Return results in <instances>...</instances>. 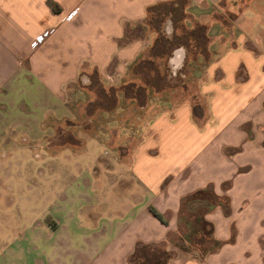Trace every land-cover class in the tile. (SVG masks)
I'll return each mask as SVG.
<instances>
[{"label": "crops", "instance_id": "crops-1", "mask_svg": "<svg viewBox=\"0 0 264 264\" xmlns=\"http://www.w3.org/2000/svg\"><path fill=\"white\" fill-rule=\"evenodd\" d=\"M17 132L87 171L56 181L36 264H264V0H0V140Z\"/></svg>", "mask_w": 264, "mask_h": 264}, {"label": "rangeland", "instance_id": "rangeland-1", "mask_svg": "<svg viewBox=\"0 0 264 264\" xmlns=\"http://www.w3.org/2000/svg\"><path fill=\"white\" fill-rule=\"evenodd\" d=\"M31 140L30 137L26 141L20 140L19 132L10 140H0V264H36L46 260L47 254L50 256L49 249L47 253L42 250L47 246L55 247L56 240L61 237L46 234L42 225L62 214L55 183L79 181L87 173L83 169L73 172L57 169L61 163L66 165L68 158L62 160L55 152L45 156L46 151L40 146L44 141ZM29 143L32 147H28ZM84 157L83 153L70 156L71 159ZM64 205V211H76L70 199L64 200ZM87 205L82 203L79 210L88 212ZM201 233L209 245L211 239L207 230L203 229ZM182 238L193 242L195 237L186 235ZM182 238L179 241L184 244ZM56 256L53 251L50 258ZM163 259L160 252L145 251L134 254L129 261L130 264H159Z\"/></svg>", "mask_w": 264, "mask_h": 264}, {"label": "built area", "instance_id": "built-area-1", "mask_svg": "<svg viewBox=\"0 0 264 264\" xmlns=\"http://www.w3.org/2000/svg\"><path fill=\"white\" fill-rule=\"evenodd\" d=\"M73 12V10L69 11L65 16L64 18L67 19L70 17L71 13ZM51 31V29H48V30H44V31H41L40 33H38L37 35H35L29 42V46L30 47H35L36 45H38L39 43H41L45 36H47V34Z\"/></svg>", "mask_w": 264, "mask_h": 264}, {"label": "trees", "instance_id": "trees-1", "mask_svg": "<svg viewBox=\"0 0 264 264\" xmlns=\"http://www.w3.org/2000/svg\"><path fill=\"white\" fill-rule=\"evenodd\" d=\"M48 3H49V5L51 6V8H52L53 10L56 9V6L54 5V3H53L52 1H48Z\"/></svg>", "mask_w": 264, "mask_h": 264}]
</instances>
